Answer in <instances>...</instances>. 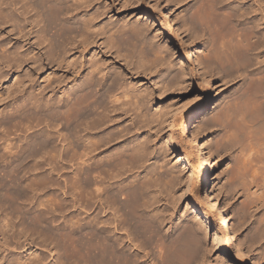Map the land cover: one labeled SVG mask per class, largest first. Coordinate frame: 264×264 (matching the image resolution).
Segmentation results:
<instances>
[{
  "label": "bare ground",
  "instance_id": "1",
  "mask_svg": "<svg viewBox=\"0 0 264 264\" xmlns=\"http://www.w3.org/2000/svg\"><path fill=\"white\" fill-rule=\"evenodd\" d=\"M91 1L95 2L0 0V26L13 22L11 15L16 9L11 10L12 14L10 9L19 2L24 14L29 9L40 12L26 25L28 30L18 26L19 34L28 38L27 49L26 45L7 47L0 43V82L33 53L29 58L34 64L44 58L67 70L63 80L52 87L41 91L30 88V93L21 92V99L12 97L10 102L0 98V237L5 238V245L9 240L21 245L19 242L28 237L48 249L52 245L56 254L53 252L54 261L49 264H192L203 243L196 227L207 229L216 219L213 240H222L221 246L228 248L229 233L234 238L237 230L228 210L221 208L216 186L208 184L211 151L197 147L203 133L198 118L209 109L210 95L202 90L164 117L173 127L182 123L172 144L174 151L183 147L182 138L188 135L186 141L192 153L183 151L180 159L188 164L190 172L198 169L210 210H203L202 201L192 188L189 199L202 214L201 221L180 228L179 232L176 229L177 233L168 238L162 227L167 210L161 204L166 196L163 197L165 190L159 173L164 161L160 164L158 157L154 165L146 166L153 158L152 142L138 134L155 121L149 107L153 99L144 84L136 86L135 81H129L128 73L160 68L165 63L163 50L160 44L152 47L155 37L152 41L137 24L132 25V33H124L125 23L115 30L123 33L121 39H114V28L108 27L109 23H99L100 13L91 10ZM184 1L172 0L170 6ZM189 8L192 12L182 22L189 38L198 45L196 48L206 45V38L210 42L202 62L208 80L218 73L230 78V82L238 79L245 84L218 113L221 130L215 151L223 156L237 150L233 169L237 170L234 173L238 180L232 185L233 192L244 197L243 222L255 213V226H251L245 239L256 243L264 239V0H196ZM50 19L57 26L56 34L52 33ZM17 22L22 24L18 19ZM36 26L39 29L34 32ZM111 31L113 34L107 35ZM33 36L36 45L31 42ZM99 42L123 58L126 68L107 64L95 51L87 59L91 47ZM147 46H151V52ZM186 67L182 65L184 76L189 73ZM155 75L160 72L155 71ZM164 76L161 72L160 83ZM236 252V256H242L239 249ZM6 257H0V264L46 263V257L32 249L25 258Z\"/></svg>",
  "mask_w": 264,
  "mask_h": 264
},
{
  "label": "rangeland",
  "instance_id": "2",
  "mask_svg": "<svg viewBox=\"0 0 264 264\" xmlns=\"http://www.w3.org/2000/svg\"><path fill=\"white\" fill-rule=\"evenodd\" d=\"M3 1L10 3L9 2L10 0L8 1L3 0ZM171 2L172 0H95V2L91 1L92 3L91 10L94 11L95 9L96 12L99 11L100 13L99 23L100 24L103 23L106 25H108L109 23L108 27L114 28V30L112 29V31H114L113 32L114 34L111 31L108 32L107 35L113 34L114 39L119 40L121 39L122 37L121 35L123 33H121L120 35V33L116 32L115 30H117L120 27H124V25L126 26L127 24L128 29L126 27L124 33L126 32L128 33L131 31L130 29L132 25L137 24L141 26L145 30V32L147 31L146 33L147 35L152 37L151 38L152 41L156 39L152 42L153 44L154 43L155 44L154 45L151 44V46L158 47L160 44L159 47L160 48L162 47L161 49L163 50L162 56H164L165 59L162 60V63L165 62L166 64L164 63L163 66L161 65L160 68L158 67L159 69L156 67L155 69H153L152 72L147 71L144 73L141 70L140 71L130 70L128 72L131 79V80L129 79V81L131 82L135 81L136 83L133 82V84H135L136 86H142L144 84L143 87L149 89L148 91L149 93H151L150 96H152L151 99H153L151 101L152 103L150 102L149 107H150V113L152 112L151 114L152 115L154 114L153 116L155 117V121L151 122L152 124H150V127H146L140 130L138 134L143 135V138L144 136H147L152 142L151 146L154 152L152 154L153 158L151 159L153 161L150 159V161L147 163L148 165L146 164V166L151 167V165H154L155 160L156 159L158 160V157L159 160L161 161L160 164L164 161L161 166L166 165L165 167L163 166V168L159 169L160 171L159 173L160 176H162L161 178L165 190V192L163 191V195H164L163 197L166 196L167 198V199L164 198L161 204H163L162 207L163 206L165 207V208L163 207L164 211L166 210L167 211L171 210V211L169 212L166 211L164 212L165 215L163 214V217L164 216L166 217V222L164 221L165 223H163L162 226L164 229L163 231L164 233L167 232L166 234L167 237L169 238L173 236V234H175L176 229L185 228L189 224L196 225L197 224L196 221H198V223L201 221L200 217L202 216V214L194 209L192 204L193 200L189 199L190 197L189 192L191 191L192 188H193V192L194 193L196 192L199 196L200 201H202L203 210L206 212H210V210H208L209 200L208 198H206V194H205L206 187L200 185V176H198V169L195 168L194 170L195 174L190 172L191 169L188 167V164L180 159L183 155V151H191L192 153L190 145L186 141V139L188 140V135L185 134V137L182 138L183 147L181 148L178 146L177 147L178 150L174 151L172 144L175 141L177 135L179 134V131H181L182 123L180 122L181 124L178 123L179 125L177 127H173L172 125L166 123L167 117L164 118L166 115L168 116L171 111H174L176 109L175 107H178V105L186 101H190L197 93H200L202 90H204L208 92V95H210L211 102L209 109L198 118V122L200 124L199 126H201L200 129H202L201 131L203 133L201 135V138L199 139V142H197V147H199L200 149L201 147H203L205 151H211L210 153L212 154L211 157L212 159L210 160V165H209L210 178L208 184L209 185L211 184V186L214 184V186H216L215 188L216 191L218 192L219 203L221 204V208L225 207L228 210L229 216L231 215L230 218L233 223L232 225L237 231H236V236L234 238H232L231 234L229 233L230 246L228 248H223L220 244L222 240L216 243L212 237V233L214 231L215 225L216 223H218L216 222V219L213 221V224H211V222L208 224L207 229L206 228L203 229V226L198 228L196 227L197 232L199 231L198 232L199 235L202 236L203 243L201 242L202 245L200 246L201 248L199 250V256L195 258L194 260L195 263L192 262V264H197V263L198 264H264V246H263L264 239L261 241H257L256 243L254 242L255 244L245 239L246 238L245 236H247V234L249 235L250 234L249 232H251L252 227L255 226V221H253L255 220L254 217L255 213H253V216L249 215L248 216L249 218L247 217L246 221L243 222L244 219L242 218L241 207L243 206L242 200L244 197L242 198L240 194L236 196L234 195L233 192L234 189L232 185H235L238 180L237 178L238 176L236 177L237 173H234L237 171L234 170L236 169L234 160H236L235 156L237 155L236 154L237 150L233 151L232 155L231 153L227 152L226 154H223V156L222 154L218 155L217 152L215 151L218 134L221 130L220 122H218L219 124L217 123L219 114L221 113L220 111L224 109L223 107H225L226 105H228V103L231 102L234 96L238 94L237 92L240 93V90L242 89V87H244L243 85L245 84L242 80H238V79L236 81L230 82V78L227 77L224 78L223 74H218V73L214 74L215 76H213V79L211 81L208 80L207 75L204 74L202 62H204L205 60L203 56L205 57L206 53L210 49V42L208 38H206L204 42L205 44L207 42V44L203 45L202 48H196L198 47V45L197 44L195 45L194 44L195 42L189 38L188 31L185 30V27L182 25L183 19L189 16L192 12V9L190 8L188 9V7H190L192 3H195L196 0H185L181 5H177V6H170ZM188 2H190V4ZM187 3H188V7H187ZM21 4L22 2H19L16 4L17 5L16 7L11 6L10 13L11 10L13 9H16L18 12L21 11L22 13L21 12L18 13L16 10L12 11V13L14 12V14L11 13L12 14L11 16L14 17L13 22L12 23L9 22L6 25L0 26V43L6 45L10 44L12 46L16 44L26 45L25 48L27 49V47H29V44H27L28 38H24L19 34V32L17 31L19 29L18 26L22 28H24L25 26L26 30H28L30 27L29 26L27 27L26 25H29L33 20V18H36L35 16H37L40 12L36 10H32L33 11L32 12L31 9H29L27 10V12L28 11L29 12L24 14L21 8L22 7ZM17 7L18 9L19 8L20 9L18 10ZM22 15H25V17H27L26 18L27 20L24 19L25 17ZM15 16H17L16 18L18 19L19 23L22 24H18ZM19 19L21 20V22ZM28 20L29 22H27ZM130 22H132L131 25ZM49 23L51 30L53 31L51 32L56 34V31L58 29L56 24L54 23V20L50 19ZM12 24L15 25V27ZM128 24L130 26H128ZM40 25L42 26L43 24ZM52 25L55 27H53ZM35 28H37L36 30H38L39 26L34 27V32H36ZM51 32L49 31V35H53L51 34ZM130 33H132V31ZM206 35L208 36V33H206ZM31 40H32L31 42L34 45H36V43L34 42L35 41L34 36L32 37ZM100 42L98 43L97 46L91 47L90 54L87 56V59L91 56V54L96 53L98 58L100 57L99 59H103L105 62L107 61L108 62L107 64L113 63L112 65H117V67H120L121 69L126 68V61L120 56H118L112 50L109 51L108 49H106L104 46H102ZM202 43L203 42H201V44ZM151 46H147L149 52L152 51L150 48ZM25 48L24 49L22 48V51L27 52ZM2 51L3 49H0V54ZM31 56L30 55L27 56L28 59L27 62H25L20 68L16 70L13 69L7 72V76L0 82L1 99H5V101L7 102L12 101L11 100L12 97H16V99H21V97L19 96H21L22 93L28 94L27 92L30 93V91L32 90L41 91L46 87H52L56 85L57 82L63 80L64 74L65 75L67 74L66 72L67 70L60 68L58 65L54 63L49 64L47 60L44 58L42 59V61L39 60L40 62L34 64L33 62H31L30 59ZM150 56L153 57L154 55L150 54L149 57ZM34 57L36 58V55H34ZM167 65L169 68L167 67ZM182 65L187 66L186 68L189 73L188 75H185L186 77L182 73L181 70ZM154 70L156 72L157 71L160 72V75L156 76ZM161 72H162V76L165 75L164 76L165 78L163 77V81L160 83L159 76H161ZM179 78L180 79L182 78L181 80L184 81V83H180L179 81L181 80ZM164 81L167 82V85L166 82ZM192 81H193V85L190 84ZM186 83L190 84L187 88L183 86V84ZM168 84L171 85L169 86ZM150 89L152 90L153 94ZM158 109L159 110L161 109L160 113L157 112L159 111ZM162 110L164 115L161 112ZM164 110L165 112H167L166 114ZM157 114L163 115L162 116L163 118H161V115L158 116ZM156 115L158 117H156ZM138 134H136V137L139 136ZM169 173L172 175H169ZM234 174L235 177L237 178L236 180L232 179V176ZM170 176L173 180H171ZM235 177L233 176V178ZM164 178H166L167 180ZM168 178L170 179L171 183L168 181ZM231 179L232 181H229ZM171 184L173 185V188L171 187L172 186ZM168 190L170 192L171 191L173 192L170 193ZM15 219L17 223L20 218L17 217ZM184 222L186 225L185 224L183 225ZM177 231L179 232L181 231V229ZM2 238L3 237H0V243L3 244V247L0 244V257H2L3 255L4 256L7 255L6 257L7 259H10V257L12 259L13 255H19L25 258L28 257L32 249V250H38L40 253L44 255V257H46L45 264H49L50 262L53 263L54 261L53 255L56 254L55 253L56 251L55 248L53 250L52 245L49 246L50 249L49 251L47 247H43L42 245L37 244V242H34L35 239H33L32 237H28L29 239L23 238V240L19 242L21 243V245L16 244L17 246L19 245L17 247L15 243L13 242L10 243V240H9L10 244L7 243L8 245H5V241H4L5 238H3L4 240ZM1 241H3V243ZM244 241H246L247 246ZM238 243L241 244L240 246L241 248L238 246L240 245ZM243 243L245 244L243 245ZM248 243H249V248H248ZM201 249L203 254L201 252ZM237 249H239L240 253H242V256H236Z\"/></svg>",
  "mask_w": 264,
  "mask_h": 264
}]
</instances>
